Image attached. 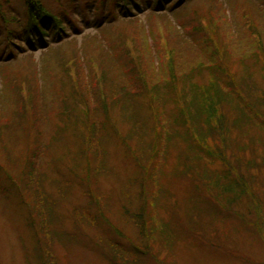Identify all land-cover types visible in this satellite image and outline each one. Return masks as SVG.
Here are the masks:
<instances>
[{"label":"rangeland","instance_id":"1","mask_svg":"<svg viewBox=\"0 0 264 264\" xmlns=\"http://www.w3.org/2000/svg\"><path fill=\"white\" fill-rule=\"evenodd\" d=\"M8 1L9 6L0 2V98L11 103L19 101L21 106L27 105V109H37L25 114L32 122V129L40 132L39 128H42L35 146L43 151L47 147H57L61 140H69L74 117L83 119L87 112L81 109L76 113L71 107L53 111L55 91L62 85H59L61 76L79 77L80 93L76 99L68 98V102H84L93 85L98 84L104 89L105 74L115 78L121 69L122 58H131L129 61H133L151 83H170L166 78L175 63L177 69L192 71V82L200 83L198 68L208 65L209 71L201 68L204 75L208 77V73L213 72L223 81L222 86L229 89L235 103L239 99L241 108L252 111L259 122H264V107H259L264 106V0H182L186 2L182 5L171 1L166 6L170 8L163 11L152 8L149 1L135 0L137 6L132 4L134 1L130 2L129 17L118 10L123 3L121 0H41L52 14L60 17L66 14L68 18L61 19L65 32L56 29L52 34L46 27V32L37 31L35 36H26L22 30L25 22L23 0ZM253 19L258 27L256 30L252 29ZM170 49L178 58L173 66L168 60L170 55L166 54L171 52ZM170 88L171 95L176 92L181 95V82H174ZM102 89L100 92L104 97ZM117 107H104L106 116L109 117L107 112L114 116L123 112V107ZM227 113L231 117L236 115L231 104L227 105ZM239 116L243 123L244 113ZM101 119L110 122L104 116ZM12 122L9 129H21L17 121ZM0 133L7 134L8 128L3 129L0 125ZM258 133L264 135L263 131L252 130L248 137H243L242 144L249 145V137H257L255 134ZM232 136L238 137L234 132ZM254 147L264 157L263 146L255 144ZM113 148L109 164L122 170L124 167L119 164ZM211 150L215 152L214 147ZM225 156L230 158L229 150L225 151ZM0 161L4 163V157H0ZM166 164L164 171L170 181L167 184L162 178V184L176 195L167 204L181 203L183 206L189 181L181 176L172 179L174 176L168 174L178 169L177 164L171 158ZM213 168H222L219 160ZM116 171L117 181H126V185L131 180L124 170ZM67 173L62 174L65 179L69 177ZM259 176L264 180V166L260 168ZM6 181L9 192L14 194L0 196V264H151L152 260L156 264H264V224L233 226V219L226 215L231 213L229 207L221 211L224 219L226 215L223 224L207 221L203 225L177 226L172 223L173 226H167L168 230L161 231V237L155 230L150 232L152 226H145V229L132 223L123 226L116 221L117 214L112 219L115 222L113 228L104 223L78 226L64 215L79 208L92 213L90 207L85 206L88 201L82 191L75 186L71 190L67 187L69 194L63 198L55 195V212L59 214L56 219L63 220L64 225L53 222L52 228L41 234L46 238L37 240L32 226H25L26 197L15 187L11 188L9 180ZM98 184L103 192L110 194L114 188L118 189L112 191L111 198L120 207L123 197L119 183L103 176ZM260 192L256 205L262 211L264 222V190ZM104 205L97 215L101 221L106 212ZM220 208L223 207L220 205ZM47 254L49 262L45 261ZM137 259L140 261L136 262Z\"/></svg>","mask_w":264,"mask_h":264},{"label":"trees","instance_id":"2","mask_svg":"<svg viewBox=\"0 0 264 264\" xmlns=\"http://www.w3.org/2000/svg\"><path fill=\"white\" fill-rule=\"evenodd\" d=\"M121 1L123 3L118 10L129 17L131 1L136 6L137 1ZM146 1H149L148 4L151 2L152 8L156 7L159 11L169 9L166 6L171 1L180 5L186 3L182 0ZM0 2L6 6L10 3L8 0ZM23 4L25 22L22 30L26 36H35L37 31L43 34L46 27L52 34L56 29L65 32L61 19L68 18L66 14L64 17L52 14L41 0H23ZM252 23V29H258L254 19ZM170 51L166 54L170 55L168 60L173 66L178 58L172 49ZM129 59H121V69L115 78L105 74V83L102 85L104 89L98 84L93 85L91 91H88V100L84 102H68V98L76 99L80 93L79 77L69 79L61 76L59 85H62L55 91L53 111H57V108L64 111L71 107V111L76 113H80L81 109L87 112H84L83 119L74 117L69 140H61L56 144L57 147H47L46 151L35 146L39 142L40 137L37 139V136H40L42 128H39L40 132L32 129V122L25 114L37 109H27V105L21 106L19 101L11 103L0 98V125H3V129L8 128L7 134L0 133V157H4V163L0 161V196L14 194L8 190L9 183L6 180H9L11 188L15 187L26 197L25 226H32L37 240L46 238L41 234L52 228L53 222L64 225L63 220L56 219L59 214L55 212V195L65 197L69 194L67 189L71 190L72 186L82 191L88 201L85 206H89L92 213L79 208L68 216L64 215L65 219L73 220L75 225L97 226L104 223L113 228L115 222L112 219L117 214L116 221L123 226L129 223L142 226V229L152 226L150 232L155 230L161 237V231L167 226H173L172 223L177 226L203 225L207 221L223 224L226 215L233 219V226L264 224L262 211L256 205L260 191L264 190V180L259 176L260 168L264 166V157L254 147L260 144L264 148V135L255 134L257 137H249V145L242 144L243 137H248L250 131L264 132V122H259L252 111L241 108L239 99L235 103L229 89L222 86L223 81L213 72L208 73V77L204 75V70H210L206 67L208 65L198 68L200 83H193V72L177 69L176 63L166 78L170 83H151V79L143 75L144 72L139 71ZM174 82L182 84L180 96L177 92L171 95L170 87L174 86ZM101 89L104 97L101 96ZM166 96L169 98L164 99ZM247 99L250 101V98ZM228 104L236 113L234 117L227 113ZM109 105L123 107V112L117 116L107 112L109 118L104 109ZM241 111L245 117L243 123L239 116ZM34 116L37 120L35 112ZM103 116L110 122L103 121ZM13 120L18 122L21 129H9ZM233 132L238 135L237 138L232 136ZM213 147L215 152L211 150ZM111 148L124 169L110 165ZM222 150H229L230 158ZM170 158L175 161L178 169L168 176H174L172 179L181 176L189 181L190 187L186 191L183 206L181 203L173 206L167 204L168 200L172 201L176 196L162 184V178L167 184L170 181L164 171ZM217 160L222 167L220 170L213 168ZM116 170H124L131 180L126 185V181H117ZM66 172L68 179L62 176ZM103 176L119 183L123 197L120 200L123 201L121 208L111 198L112 191L118 189L111 190V194L101 190L98 182ZM144 194L148 197H144ZM103 204L106 212L101 221L97 215ZM215 207H218V211H215ZM227 207L231 213L226 214L224 219L220 214ZM46 257L45 261L49 262L48 254ZM116 260L125 261L122 258ZM151 264L156 263L152 260Z\"/></svg>","mask_w":264,"mask_h":264}]
</instances>
